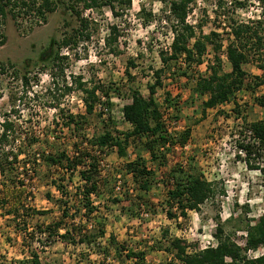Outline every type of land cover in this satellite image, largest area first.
<instances>
[{
  "label": "rangeland",
  "instance_id": "374dc122",
  "mask_svg": "<svg viewBox=\"0 0 264 264\" xmlns=\"http://www.w3.org/2000/svg\"><path fill=\"white\" fill-rule=\"evenodd\" d=\"M50 1L54 11L46 13L45 21L33 14L13 16L7 13L0 30L5 39L0 47V64L5 68V72L0 73V125L6 118L15 124V133L7 148L13 153L22 151L16 170L8 178L0 176V191L11 201L0 210V264H18L31 260L33 255L37 256L39 264H139L134 258H125L126 251L115 252L108 244L110 237L127 251L144 253L141 264H181L163 250L166 240L181 239L188 245L189 252L194 250L193 245L200 250L214 246L217 221L224 226L225 234L244 246L247 225H253L259 217H264V155H256L253 150L255 155L247 158L240 147L250 143L249 125L264 120V107L255 100L264 98V89L252 93L239 91L231 102L206 110L202 117L201 104L205 97L192 94L194 82L179 79L175 73L176 78H173V73L166 71L162 76L163 87L157 89L155 99L168 133L177 136L189 128L188 142L184 148L175 146L166 152L165 163L161 166L152 163L149 155L141 149L130 148L123 159L118 158L114 150L110 151L101 164L102 179L108 185L100 186L98 197L92 199L99 213L86 221L81 216L83 211L78 213L80 205L75 199L76 189L82 183L79 176L81 168L72 173L64 172L60 167L47 169L42 160L35 164L33 158L41 153L72 154L79 131L76 133L74 128L68 129L64 125L65 115L85 113L82 94L73 84L74 77L83 79L88 87L94 84L102 86L111 99V115L118 129H130L123 122L121 110L130 102L131 88L138 89L144 97L149 95L147 87L154 82L153 71L162 68L159 52H169L172 41L166 18L168 8L157 0H132L129 9H118L117 17L107 7L100 12L85 11V17L93 19V34L89 42L80 46L77 52L62 50L66 59L61 63L63 76H58V81L60 86L64 81L71 82V91L67 93L59 87L50 95L45 91L50 84L48 70H43L45 61L52 57L56 48L55 44L52 47L50 44L59 41L62 32L77 25L64 1ZM224 1L226 5L219 11L216 9L217 0H196L190 6L187 22L193 26L202 24L203 34L207 35L211 31L222 34V28L229 25L231 19L239 23L260 20L257 27L264 37V7L254 0ZM235 2L241 6L233 7ZM111 25L117 27L120 35L115 55L108 52L103 42ZM224 33L222 38L226 45ZM253 51L251 49L248 54L244 70L250 77H262L264 70L259 66H264V49ZM211 59L209 50L198 74H205L206 64ZM129 61L134 63V67L129 66ZM222 61L224 71L229 72L230 65L224 54ZM16 70L19 75L26 70L29 72L27 86L14 76ZM166 92L171 95V106L164 102ZM104 99L101 97V101ZM233 102L237 103L240 116L234 112ZM175 116L178 118L174 119ZM85 128L86 137L101 132L95 119L88 118ZM136 154H140L147 167L155 173L151 188L144 193L135 189L131 176L124 170L125 163L133 161ZM188 160L193 161L207 181L214 183L215 195L199 211L188 212L186 219H169L164 203L167 187L162 177L176 165H185ZM69 177L71 182H68ZM53 182L65 187V197L56 190ZM16 197L20 201L17 209L21 212L14 221L6 212ZM112 199L119 202H110ZM63 201H67L70 212L69 217L62 220L64 228L59 233L63 234L72 226L80 229L86 226L91 231L95 223L101 222L105 237L100 240V246L65 244L57 237L48 240L45 232L38 233V227L43 231L45 226L60 221ZM164 232H167L165 239L162 238ZM247 256L248 259L264 257V247L249 251Z\"/></svg>",
  "mask_w": 264,
  "mask_h": 264
},
{
  "label": "trees",
  "instance_id": "16d2710c",
  "mask_svg": "<svg viewBox=\"0 0 264 264\" xmlns=\"http://www.w3.org/2000/svg\"><path fill=\"white\" fill-rule=\"evenodd\" d=\"M62 1L75 17L77 25L71 27L69 31L62 32L59 41L50 44V47L55 44L56 48L52 57L45 61L43 66V70L44 68L48 70L50 78V84L45 89L50 95L57 92L59 87H63L64 92L69 93L71 91V82L64 81L60 86L58 81V76H63L61 63L66 59L62 50L77 52L80 46L89 42L93 34L91 30L93 19L85 17V11L100 12L107 7L111 14L117 17L119 16L118 9L127 10L132 2V0ZM157 1L168 8L166 18L169 23V31L172 33V41L169 52H159L162 68L153 71L154 82L147 87L149 95L144 97L138 89H130V102L124 105L121 110L123 122L130 129L126 131L118 129V124L111 115V99L102 86L94 84L88 87L87 83L82 81L83 79L74 77L73 84H75L77 91L82 94L85 113L83 115H65L64 125L68 129L74 128L73 130L76 133L78 131L80 133L84 132L81 135L78 132V141L73 144L71 155L65 152L47 155L41 153L38 157L33 158L35 164L38 160H42L47 169L60 167L64 172L70 171L72 173L77 168H81L79 176L82 183L76 189L75 199L79 201L80 205L78 213L82 210L81 216L86 221L91 216H96L99 213L92 199L98 197L100 186L105 187L108 185L102 179L101 164L110 151L114 150L117 157L123 159L127 157L130 148L136 151L141 149L149 155L152 163H158L161 166L165 163L166 152H169L175 146L184 148L188 142L190 137L189 128L179 133L177 139V136L168 133L161 108L155 99L157 89L163 87L162 76L166 71L173 73V78H176L177 75L179 79L185 78L194 82V86L191 88L192 94L200 98L205 97L201 104L202 117L205 116L206 110L231 102L239 91L244 90L252 93L255 92V89L264 86V75L262 77H250L244 70L251 49L252 52H254L253 49H264V37L260 34L261 29L257 27L261 24L260 20L239 23L231 19V23L222 28L227 36L226 45H224L223 32L221 34L219 31H211L209 34L204 35L202 24L193 26L187 22L188 14L191 12L190 6L196 0ZM254 1L264 7V0ZM225 5L224 0H217L216 9L221 11ZM232 6L239 7L241 3L235 2ZM53 11L54 5L50 0H41L40 2L38 0H0V30L7 13H11L13 16H16L15 14L18 16L19 14L24 16L33 14L45 21L46 13ZM218 17L216 16V18ZM119 36L117 27L111 25L107 36L103 39L104 46L108 48V52L112 55L117 53ZM4 43L5 39L0 33V47ZM209 50L212 52V59L206 64L205 74H198V69L204 65V57ZM223 54L230 65L229 72H225L223 69ZM128 64L130 67H134L132 61H129ZM10 67L13 68L12 65ZM259 68L264 70V66L260 65ZM4 72V65L0 64V73ZM19 73L16 70L13 74L23 81L24 86H27L29 83L27 74L29 72L26 70L22 75H19ZM128 77L131 78L129 73ZM64 84L66 87H64ZM101 97L105 98L104 101H101ZM255 100L259 106L264 107V98L260 97ZM171 101L170 93L166 92L164 97L166 106L173 105ZM233 104L234 112L237 116H240L237 103L233 102ZM88 118L95 119L100 124L101 132L99 135L93 134L86 137L85 127ZM177 118V116L174 117V119ZM0 127V176L8 178L16 170L18 156L22 154V151L13 153L11 149L7 148L11 136L15 133V124L9 118H6ZM247 132L250 133L248 139L251 143H246L245 146L240 147L245 157L250 158L252 154L255 155L253 150H255L256 155H264V120L251 123ZM124 170L127 175L131 176L136 190L144 193L151 188L155 173L147 167L140 154H136L133 161L125 163ZM162 178L167 187L164 203L166 206L165 214L169 219L179 217L186 219L188 212L199 211L200 207L215 195L214 183L207 181L202 176L192 160H188L185 165H176ZM70 179L71 177H69L68 182ZM3 182L4 180H2ZM10 182L13 181L10 180ZM52 184L55 185L56 183L53 182ZM55 188L61 196H66L65 187L55 185ZM220 193L224 194V191ZM124 195L127 197V194ZM48 198H50L49 195ZM12 200H14V203L11 205L10 210L6 212V215L16 219L21 212L17 209V204L20 201H18V197ZM10 202V198L0 191V210H3ZM110 202L118 203L119 200L112 199ZM67 204V201L61 203L60 221L45 226L43 231L38 227V233L41 235L45 232L48 240H54L57 237L65 244L71 242L73 245L83 244L86 247L93 244L100 246V240L105 237L104 226L101 222L95 223L91 231L86 226L81 229L72 226L65 229L63 234L59 233L64 228L62 220L69 217L70 209ZM40 214H45V212ZM26 230L24 228V231ZM245 232L244 246H240L229 235L225 234L224 226L220 221H217L216 232L213 235L216 241L214 246L200 250L193 245L194 250L189 252V247L184 241L178 238H169L166 240L167 244L163 250L172 254L174 259L181 264H264V257L248 259L247 256L249 251L264 247V217H259L253 225H247ZM166 236L167 232H164L162 238L165 239ZM108 242L115 252L126 251L125 258H134L139 264L144 262V253L127 251L125 247L118 245L113 237H110ZM31 258V260L26 259L18 264H39L36 255Z\"/></svg>",
  "mask_w": 264,
  "mask_h": 264
},
{
  "label": "built area",
  "instance_id": "2783aa9c",
  "mask_svg": "<svg viewBox=\"0 0 264 264\" xmlns=\"http://www.w3.org/2000/svg\"><path fill=\"white\" fill-rule=\"evenodd\" d=\"M248 134H250V133H248ZM248 142H250L251 143V141L249 140ZM255 144H257L256 142H255ZM119 189V187H116V190H118Z\"/></svg>",
  "mask_w": 264,
  "mask_h": 264
},
{
  "label": "crops",
  "instance_id": "0c3cea01",
  "mask_svg": "<svg viewBox=\"0 0 264 264\" xmlns=\"http://www.w3.org/2000/svg\"><path fill=\"white\" fill-rule=\"evenodd\" d=\"M260 88H261V89H262V88L264 89V86H261V87H259V88H257V89H260ZM257 89H255V92H256ZM254 94H255V93H254Z\"/></svg>",
  "mask_w": 264,
  "mask_h": 264
}]
</instances>
